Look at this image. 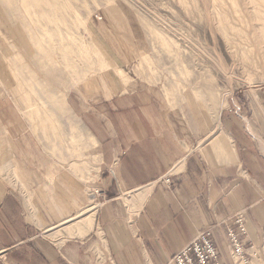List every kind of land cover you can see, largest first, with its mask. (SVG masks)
Listing matches in <instances>:
<instances>
[{
	"label": "crops",
	"instance_id": "crops-1",
	"mask_svg": "<svg viewBox=\"0 0 264 264\" xmlns=\"http://www.w3.org/2000/svg\"><path fill=\"white\" fill-rule=\"evenodd\" d=\"M21 9L0 0V264H175L207 227L220 260L235 264L227 229L237 211L248 241L264 245L256 135L264 129L255 121L264 118V88L244 90L209 117L194 97L133 67L147 48L114 3L89 26L106 66L73 85L65 102L53 97L48 140L25 113L38 115L48 90L36 69L39 37ZM92 204L88 234L54 237Z\"/></svg>",
	"mask_w": 264,
	"mask_h": 264
},
{
	"label": "rangeland",
	"instance_id": "rangeland-1",
	"mask_svg": "<svg viewBox=\"0 0 264 264\" xmlns=\"http://www.w3.org/2000/svg\"><path fill=\"white\" fill-rule=\"evenodd\" d=\"M18 2L28 22L36 28L39 37V66L36 69L40 70L43 85L48 90L38 115L25 113L33 131L41 130L48 140L46 134H51V117L55 114L50 108L52 101L65 102L73 85L106 66L92 40L89 26L101 10L114 3L131 14L141 43L147 48L141 61L133 67L149 75L150 81L160 83L169 93L194 97L209 117H221V110L234 98L243 97L244 90L264 88V0ZM42 114L47 115L43 121ZM37 119L40 125H35ZM255 121L259 124L257 130L264 129V118ZM61 128L60 119L56 130ZM76 132H79L78 128ZM256 135L264 144V132ZM80 144L76 141L79 159H82L84 153ZM96 208L94 204L89 205L68 219L54 231V237H60L63 231L81 236L85 232L88 234ZM239 213L246 218L244 211H237L233 216ZM86 217L91 219L90 222ZM244 240L247 246L254 244L248 241V230Z\"/></svg>",
	"mask_w": 264,
	"mask_h": 264
},
{
	"label": "built area",
	"instance_id": "built-area-1",
	"mask_svg": "<svg viewBox=\"0 0 264 264\" xmlns=\"http://www.w3.org/2000/svg\"><path fill=\"white\" fill-rule=\"evenodd\" d=\"M169 181L170 179L167 178ZM227 234L230 251L235 264H263L264 245L251 244L247 246L244 237L247 236L246 218L242 213L236 215L228 226ZM258 259L256 263H253ZM175 264H225L220 260L219 250L209 227L185 245L172 258ZM262 261V262H260Z\"/></svg>",
	"mask_w": 264,
	"mask_h": 264
},
{
	"label": "bare ground",
	"instance_id": "bare-ground-1",
	"mask_svg": "<svg viewBox=\"0 0 264 264\" xmlns=\"http://www.w3.org/2000/svg\"><path fill=\"white\" fill-rule=\"evenodd\" d=\"M93 214H94V212H93ZM91 215H92V214H91ZM91 215H90V217H91ZM91 218H92V217H91ZM90 220H91V219H89L88 217H86V221H87V222H90ZM257 260H258V259H255V260L253 261V263H256ZM260 262H262V261H260ZM244 264H245V263H244Z\"/></svg>",
	"mask_w": 264,
	"mask_h": 264
}]
</instances>
